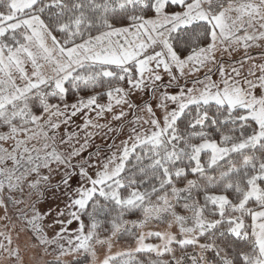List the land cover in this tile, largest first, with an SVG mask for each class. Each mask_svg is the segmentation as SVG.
<instances>
[{
	"label": "snow or ice",
	"instance_id": "obj_1",
	"mask_svg": "<svg viewBox=\"0 0 264 264\" xmlns=\"http://www.w3.org/2000/svg\"><path fill=\"white\" fill-rule=\"evenodd\" d=\"M0 264H264V0H0Z\"/></svg>",
	"mask_w": 264,
	"mask_h": 264
}]
</instances>
